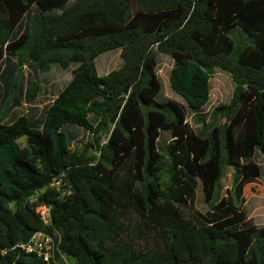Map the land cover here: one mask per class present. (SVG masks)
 <instances>
[{"label":"trees","instance_id":"trees-1","mask_svg":"<svg viewBox=\"0 0 264 264\" xmlns=\"http://www.w3.org/2000/svg\"><path fill=\"white\" fill-rule=\"evenodd\" d=\"M114 50L123 65L100 75L96 59ZM160 54L183 102L164 96ZM53 65L75 68L39 109L35 77ZM216 68L235 91L204 112ZM23 101L28 113L5 123ZM72 126L109 130L98 157L73 149ZM259 155L264 0H0V264H264V226L244 205ZM227 166L234 184L220 197ZM43 230L60 239L50 262L21 247Z\"/></svg>","mask_w":264,"mask_h":264},{"label":"rangeland","instance_id":"rangeland-1","mask_svg":"<svg viewBox=\"0 0 264 264\" xmlns=\"http://www.w3.org/2000/svg\"><path fill=\"white\" fill-rule=\"evenodd\" d=\"M123 65L121 58V51L114 50L102 54L96 59L97 71L100 75H106L113 70L119 69ZM173 66V59L169 55H159V66L158 75L163 83L164 96L172 98L178 102H183L182 99L173 92L170 85V71ZM75 65L69 69H63L58 65H53L52 68L46 73H40L39 76L35 77L41 86V92L37 96L34 106L39 109H43L45 106L50 105L57 97L59 90H61L72 78V72ZM30 73L29 68L24 65L20 70L19 78V89L22 87L26 89L28 85V74ZM236 83L233 80L232 74L228 71H224L220 68H216L211 78V95L208 104L203 109L204 112H210L215 110L217 107L228 104L233 97ZM18 94V90L16 91ZM7 110V109H6ZM29 104L23 101L21 106L6 111L5 123H11L18 117L28 113ZM92 121L98 123V119H94V116H90ZM191 124L194 128L201 127V119H191ZM224 120V119H223ZM70 132L74 136L73 149L79 153H83L90 157H98V149L103 146L109 139V130L101 131L98 137H96L91 131H86L79 126H72ZM25 138L21 140V144L25 145ZM171 139L170 134L163 133L160 139V146H165ZM98 140V141H97ZM258 161L263 166V175L256 183L248 184L244 189V197L246 210L249 217L253 219L255 223L260 226H264V159L262 155H259ZM234 184V170L232 167L227 166L225 168L224 176L221 179L220 197L225 196L227 191L231 190ZM38 194L32 198L36 200ZM196 207L201 211H206L208 205L205 202V198L201 193V189L198 191ZM43 210V206L38 207ZM187 213V212H186ZM61 264H75V262L65 255L61 256Z\"/></svg>","mask_w":264,"mask_h":264},{"label":"built area","instance_id":"built-area-1","mask_svg":"<svg viewBox=\"0 0 264 264\" xmlns=\"http://www.w3.org/2000/svg\"><path fill=\"white\" fill-rule=\"evenodd\" d=\"M57 184H59V182L54 183V185ZM41 206H43V210L38 209L40 206H38L36 210L40 213L43 224L49 226L51 225L50 208L46 205ZM59 241L60 239H57L49 232L43 230L36 232L30 241L26 244H22L21 247L27 252L38 254L44 261L50 262L58 251Z\"/></svg>","mask_w":264,"mask_h":264}]
</instances>
